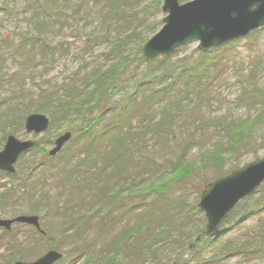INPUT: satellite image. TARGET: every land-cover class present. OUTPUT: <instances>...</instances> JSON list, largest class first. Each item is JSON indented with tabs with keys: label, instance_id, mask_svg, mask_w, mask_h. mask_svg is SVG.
<instances>
[{
	"label": "trees",
	"instance_id": "obj_1",
	"mask_svg": "<svg viewBox=\"0 0 264 264\" xmlns=\"http://www.w3.org/2000/svg\"><path fill=\"white\" fill-rule=\"evenodd\" d=\"M143 2H149L148 10L147 13L143 10L140 16L141 13L136 9L144 5ZM161 4L162 0H21L20 3L12 0L9 4L0 5V26L12 25L14 19L18 20L19 13L28 18L22 27L13 30L12 37L9 34L0 36V97L2 90V96L7 94L6 87L10 93V97L0 101V144L14 131H19L23 119L32 113L47 115L54 121V118L59 119L61 112L69 116L70 111L88 108L87 115L82 117V126L75 131L78 134L76 145L84 143L80 148L82 152L77 150L78 161L74 164L71 161L73 152L77 153L76 145L71 143L62 151L59 156L61 160L55 166L43 164L61 170L59 186L63 188L61 197L64 200H57L53 215L61 220L66 234L63 235L64 239L69 244L79 241L89 243L80 239L83 233L88 232L95 215L101 220L97 229L101 237L111 235V239L97 241L100 245L92 250H89L90 246L79 249L83 264H129L128 259L134 258L132 263L138 260L136 264H143L146 255L148 259L157 258V247L164 245L168 239L172 253H177L175 264L182 262V257L189 254L193 255L191 259L182 264H213L205 260L202 254L207 248L221 246L223 236L209 240L201 233L204 215L197 210V200L193 207L189 201V197L197 198L203 191L200 188L196 190L193 182L194 178L199 177L200 169L197 173L199 167L190 163L189 156L193 152L201 153L207 159L202 168L207 170V165H213L216 168L213 170L217 175L215 179H218L240 168L234 166L227 174H219L225 159L218 153L225 147L236 158L235 165H239L238 155L249 148H246V144L252 145L250 138L253 135H245L241 130L234 133L236 136L229 141L224 136L229 125H243L247 130L254 122L251 115L234 118L232 110L228 109L231 110L227 112L230 116L208 119L204 123L195 114L196 110L204 106L212 107L207 96L219 85L216 78L218 74L212 75V63L205 54H199L196 60L179 59L178 54L161 58L151 63L154 71L152 77L148 78V74L136 81L140 78L138 71L145 64L141 50L150 38H142L141 32L148 31L150 36L158 33L161 20L151 21L149 17L156 20L160 16ZM124 27L127 30L122 38L119 31ZM68 30L72 33V37L69 33L68 38L74 39L77 35L76 39L84 44L101 41V45L96 48L94 44L92 48L86 46L79 55H87L93 60L83 62L82 69H79L82 71H75L69 83L59 85L43 81L30 88L25 73L30 78L37 74L35 70L50 68L56 55L70 57V50L64 42L53 40L54 34ZM130 45H135L132 53L127 50ZM104 47L105 52L98 53ZM229 48L223 47L217 53L226 52ZM78 54L74 58L77 59ZM97 57L102 58L104 65H96ZM13 69H17L12 75L14 80L8 85L4 84L1 78ZM253 72L250 70L249 79L254 75ZM250 80L253 83L255 78ZM237 89L240 98L250 91L251 96L264 101L258 88L248 91L237 85ZM240 98L234 101V109H240L239 104L248 108V104H252L256 109L255 103ZM262 105L259 110L264 109L263 102ZM173 108L182 118L170 123ZM52 126L53 123L50 131ZM11 127L14 129L6 132ZM107 145L112 147L109 151L105 149ZM207 145L213 149L207 148ZM212 150L219 152L210 153ZM211 158L217 162L216 165ZM47 160L51 161L48 157ZM25 177L24 182L30 179L29 173ZM94 177L97 178L96 182L93 181ZM206 185L208 183L205 182ZM69 188L70 191L65 194ZM4 192L0 194V199L2 197L8 202ZM90 192L98 207L90 202L89 208L82 213L77 201L72 200L70 203V196L83 197ZM255 197L246 201L250 205L243 211L238 209L231 215L230 221L233 223H230L228 230L237 229L249 219L263 217L264 185L259 196ZM43 208L46 211V206ZM36 212L33 214L36 215ZM193 214L197 219H193ZM129 219L137 221L134 228L124 223ZM190 222L197 225L193 228L194 224ZM166 223L167 231L164 226ZM146 225L153 230L154 238H150ZM141 227L146 228L145 234L137 231ZM131 229L135 231L126 233ZM179 232L182 235L173 234ZM255 232L254 236L244 238L243 243L237 241L241 243L238 246L226 245L222 260L214 264H223L234 256L244 261L263 259L264 220ZM249 239L257 243L254 250L249 248L250 243H246ZM51 243V248H56L54 242ZM9 245L6 254L0 255L4 264L23 260V256L30 255L32 250H22L18 244ZM125 255H128V259L121 260L120 257ZM68 258L60 264H77V261Z\"/></svg>",
	"mask_w": 264,
	"mask_h": 264
},
{
	"label": "rangeland",
	"instance_id": "obj_2",
	"mask_svg": "<svg viewBox=\"0 0 264 264\" xmlns=\"http://www.w3.org/2000/svg\"><path fill=\"white\" fill-rule=\"evenodd\" d=\"M11 1L12 0H0V5L5 4V3L9 4ZM179 1L181 4H186L194 0H179ZM20 2L21 0H17V3H20ZM147 3L149 2H146L144 5L136 9L137 12L141 13L144 10L147 13V10H148ZM142 14L143 13H141L140 16H142ZM18 15H19L18 20H16L17 18L14 19L12 25L2 24V26H0V36L1 37L2 36L6 37L8 34L10 35V37H12L11 33H13V30L17 29V27L19 28L22 27L27 22L26 20L28 18L25 15H22L21 13H19ZM146 18H148V16H146ZM162 18H164V15L162 13H160V16H157L156 20L153 19L152 17H149L151 21L154 20L157 22L159 19L161 20V23L163 20ZM126 30L127 28L124 27L121 31H119L121 32L120 37L123 38L125 36ZM65 32L63 31L61 32V34L58 33L57 35L54 34L53 40L54 42L58 39L62 40L64 42V45L70 50V55H69L70 57L67 58V57H61V56L56 55L57 58L54 64H52L50 68L48 69L41 68L40 70H35L37 74L33 75L30 78L25 73L26 80H28L27 84L30 88L36 87L35 83H41L43 81L51 82V84H59V85L63 83H69L70 78L73 76V74H75V71H82L79 69H82L84 65L83 62L86 63L88 61L93 60L87 55L79 56L81 55L80 53L83 51V48H85L89 44H84V42L82 43L81 40H77L76 39L77 35L74 36V39L73 38L71 39L72 33L69 30ZM69 33L71 34V37L68 38V36L70 35ZM141 33H142V36H141L142 38L147 37V36L151 37L150 34H148L149 33L148 31H142ZM51 41L52 40H50L49 43ZM137 41H139V39H137ZM93 44H94V47L96 48L97 46L101 45V41L98 40ZM93 44L90 43L89 48H92ZM197 47H198V43H191L189 46H186L185 48L181 49L180 53L178 54L179 59L180 58H191V60L192 59L196 60V58L200 56L199 54L196 53L198 51L196 50ZM127 50L132 53L133 51H135V45H130ZM104 52H105V47L104 49H100L98 51V53H104ZM76 54H78L77 56H79L77 59L74 58ZM205 56L208 58L209 62L212 63L210 67L212 75L218 74L216 78L218 79L219 85L214 87V89H212L210 94L207 96L209 100V104H211L212 107L208 108L204 106V108L196 110L195 114L201 117V119L204 120V123L208 119L215 120L221 117L230 116V114L227 112L231 110H232L231 115L234 118H239V117L246 118L248 117V115H251V117L254 118L253 124L249 125L247 130L244 128L243 125H240V126L229 125V128L225 129L227 131L224 133V136L226 138L228 137L227 141H229L231 137H235L236 135L234 133H238V130L243 131V134L245 135L247 134H251V136L253 135L250 138V141H251L250 144L252 145L249 146V144H246L247 145L246 148L248 147L249 148L248 149L244 148L246 150H244L238 155L240 156V160L238 163L239 165H235L236 158H233L229 150H227L225 147L221 150L220 153H218L219 150L210 151V153H218L219 155L224 157L225 162L221 164L222 169L219 170L221 171V173L218 172L219 174L223 175V174H227L226 172H230L231 170H233V168H235L234 166L243 167L245 165L250 164L251 162L258 161L260 160V158L264 157V116H263L264 109L259 110L261 106H263L262 102L264 103V101L262 100V98L257 100L254 96H251L249 94L250 92L249 90L251 89L257 90L258 88L260 93H262L263 95L261 97L264 98V27L261 30H258L254 35H250L249 38H246L241 41H236V43L232 47L230 46L229 50L226 52H224V50L223 52H220V53H217V51H212L210 54H205ZM80 57H82V59H80ZM97 58H98V61H95L96 65H104L103 64L104 61L102 60V58H99V57ZM199 61L202 62V60L200 59ZM101 67L104 68L105 66H101ZM107 67L108 65H106V68ZM152 68L153 67L151 66L150 63L144 64L137 73L139 74L140 78H138L136 81L143 79L144 76L148 74H149L147 76L148 78L152 77L153 72H154L152 71ZM250 70L255 71L253 72L254 75H251L250 77V79L255 78V81H253V83L249 79ZM16 72H17V69L16 70L13 69L9 71L8 74L4 75L1 78V81H3L4 84L7 83L6 85H8L9 82H12L14 80L12 78L13 77L12 75ZM40 75H42V78H40ZM131 84L132 82L129 83V85ZM13 85L15 87L14 83ZM237 85H240L245 90L247 89L249 91L247 92V94L241 93V95L242 94L244 95L243 98L239 97L240 92L237 89ZM6 91H7V94L5 93L4 96H2L4 92L2 90L0 101L2 99L10 97V93L8 94L9 89L7 87H6ZM238 98H240V100L248 99L251 102L255 103L257 106L256 109H254L252 104H248L249 108L247 106L245 107L244 104L242 105L239 104L240 109H237V110L234 109L235 108L234 101L238 100ZM228 109H231V110H228ZM4 110L5 108L2 109V111ZM87 111H88V108H86V110L75 109L73 110V112L71 111L69 112V116L61 112L58 117L59 119L56 120V118H54V121L53 120L51 121V118L49 117L50 121L53 123L51 131L49 130L48 132H46L44 135H41V136H34V135L32 136V135H28L27 133H25L24 123H23L24 119L22 121L21 129L19 131L13 132V135L20 141L22 140L35 141L38 144V148H40V151L42 153L37 148L36 151L34 150V152H31L30 154H27L26 156H24L22 160L17 164V173H18L17 176L10 177L5 174H0L2 177L0 178V194H3V192L7 190V192H4V193L8 199V206H5L7 204V201H5L4 198L1 197L0 199V219H11V217L12 216L15 217V215L16 216L35 215L33 213H35L36 210H39L36 212L35 216L38 215L39 217L40 216L42 217L41 219H42L43 229L50 232L49 240H51V241L40 240L41 242L38 241V245H36L35 243L36 239L33 233L31 232L33 230L30 227H23V226L16 225V227L14 228V231H16V229L23 231L22 236L18 238L17 240H19L21 244H25V246L29 245L30 248H35L37 250L36 254H33L34 250H30V255L23 256L24 260H21L22 262H25V263L33 262L34 260L38 259V257H40L41 255L43 256L49 253V250L51 249V244H52L51 242L53 241L54 247H56L58 251H61L66 258L69 257L68 259L71 258L74 261H77V264H83L84 260L80 259L82 252H80L79 249H81V247L85 248L86 246H90L89 250H92L93 247L96 248L98 245H100L99 243H97V241H100V239L102 238L104 240L111 239V235H109V237H103V236L101 237L100 235L101 233H99L100 231L97 230L98 227H100L101 220H99L100 218L97 215L93 217L92 215L89 216L93 218L91 225L89 226L88 232L83 233L80 239L81 241H86L89 243H84V242L79 241L78 243L69 244L68 241L64 239L65 237H63V235H66V234L62 227L61 220L59 218H55L56 215H53L54 209H55L54 208L55 203L57 202V200H60L61 202H63L64 200V197H61V194L63 193L62 191L63 188L59 186L61 170L59 167L51 169V168L46 167V165H43L45 163H48L50 165L55 166L56 163L61 160V159L59 160L60 155H58L57 157H55V159L51 161L47 160L48 153L54 148V144H55L54 142L59 136L64 135L66 132L73 133L75 136H73L71 142L73 143V145H76L78 134H75V131H76V128L82 126V121H83L82 117L87 115L85 114ZM172 111L173 113L170 119V123L172 121L175 122L178 118H182V116H180V114L178 113L176 109L173 108ZM16 120L18 122V118ZM203 120H201V122H203ZM198 123L200 124L199 121ZM188 124H190V121L188 122ZM199 126H202V125H199ZM4 128L6 127L4 126ZM230 128L232 129L228 130ZM11 129H14V128L11 127L6 132H10ZM1 134H2V131H0V138L2 136ZM46 139L48 140V142H46ZM83 144H81L82 147H83ZM81 145L77 144L75 150L80 151ZM1 146L3 148L4 141L3 143L0 144V147ZM206 147L211 148V146H208V145ZM107 148L109 151V149H111L112 147L107 145L105 149ZM201 155L202 154L199 152L197 153L193 152L189 156L190 163L195 164L197 165V167H199L197 168V173L200 169L199 177L196 179L195 178L193 179V182H195L196 184V190L197 188H200L201 190H203L205 186V182L211 183L214 180H216L215 178L217 177L216 173H214L213 171V170H216V168H214L213 165L212 166L207 165L206 167L207 170H204L205 168H202V165L203 166L206 165L207 159L204 158L203 155L202 156ZM207 156H209L208 153H207ZM78 159H79L78 151L77 153L73 152V159L71 160L73 164L76 163ZM211 159L213 160L214 158H211ZM213 161L216 165L217 162L215 160ZM90 169H91L90 171H92L93 168L91 167ZM28 173H29L30 179L22 183V181L19 180V177L24 179L25 175ZM90 174L92 175L93 173L90 172ZM197 179H203L205 182H203V180L200 181ZM93 181L96 182L97 178L94 177ZM69 191H70V188L67 192L65 191V194L68 193ZM174 191H176V188ZM259 194H257L256 197H258ZM41 196H43L44 198L42 199ZM74 196L73 197L70 196V199H71L70 203L72 202V200L74 202L77 201L79 203L80 211H82V213H85L84 209L89 208L90 202L93 205L95 204V198L92 197L91 192L87 196L83 195V197H79V196L74 197ZM199 197L200 196H198L197 198L189 197V201L192 203L191 207L195 205V202L198 201L197 204L200 202ZM18 198H20V200H18ZM81 198L83 199L82 202H81ZM241 205H239V207L237 208L235 212H237L238 209L243 211L247 206L250 205V203L245 202ZM43 206H46L47 208L46 211L43 208ZM95 206H97V204H95ZM192 217H194L193 218L194 220L197 219V217H195L194 214L192 215ZM263 220H264V215L263 217H260V218L255 217V218L249 219L248 221L242 223V225L239 226L237 229H231L230 231H228V233L225 236H223L221 239L222 240L221 246L219 245L217 248L215 247L214 249L213 247L207 248L203 252L202 255H204L205 260L210 261L213 264L222 260L221 257L225 251L226 245L238 246L241 243L237 241H240L243 243L244 238H248L251 235L254 236V233H256L255 230L257 229V226L263 223ZM140 221L138 220V222ZM135 222H133V220H130V219L124 221V223H126L129 227H132V228L135 227L134 226ZM195 222H190L194 224L193 228L197 225V223ZM204 222H205V219H204ZM148 223L149 222H146L145 224H148ZM230 223H233V221L226 223L222 228L223 229H226V227L228 228ZM205 225H206V222L203 224L202 227H204ZM164 226H166L165 231H167L168 224L166 223V225ZM145 227H147L148 229L147 231L148 233H150V238H154L153 230L150 229L148 225H146ZM145 227H141L137 231H140V233L145 234L146 232L144 231L146 229ZM134 231L131 229V230H128V232L126 233H130ZM173 234H175V236L182 235L180 232L173 233ZM139 236H141V234ZM2 241L5 242V240H2ZM2 241L0 242V245ZM246 243H250L249 248H251V250L252 249L254 250V248L257 245V243L254 242V240L251 241V239H249V241H247ZM169 244L170 242L168 239L164 245H160L157 247L159 249L156 251L158 252L157 258L148 259L147 258L148 255H146V258L143 260V264H175L174 261L177 259V256H176L177 253L176 254L172 253L173 251H171ZM0 248H1L0 253H2L5 248L2 249V246ZM25 248L24 249L21 248V249L25 250ZM75 250L78 252H75ZM191 256L193 255L189 254V256L188 255L183 256L181 259L182 262H179V264H182L183 262L190 260ZM127 257L128 255H125V257H120V259L123 260L122 258H127ZM68 259H67V262H69ZM134 259H128L130 261L129 264H136L138 260L136 261V263L135 261L134 263H132ZM123 263L124 262H122V264ZM0 264H4L3 260H0ZM5 264H10V263L6 262ZM223 264H264V258L263 259L254 258L248 261H244L240 259L239 257L234 256L233 258H230L228 261L224 262Z\"/></svg>",
	"mask_w": 264,
	"mask_h": 264
},
{
	"label": "water",
	"instance_id": "obj_3",
	"mask_svg": "<svg viewBox=\"0 0 264 264\" xmlns=\"http://www.w3.org/2000/svg\"><path fill=\"white\" fill-rule=\"evenodd\" d=\"M164 26L157 35L147 41L142 53L145 62L169 56L190 42H198V50L223 46L233 40L244 38L264 26V0H196L180 5L179 0H165L162 6ZM27 133L42 134L50 122L43 115H32L25 121ZM71 138L65 134L55 141V149L49 154L54 157ZM35 147L34 143H20L11 136L0 153V171L15 173L18 159ZM264 183V158L250 163L227 177L218 178L205 187L198 209L205 213L206 226L202 233L210 238L220 236L223 225L233 209L245 198L254 195ZM28 224L40 230L39 219L18 217L14 221H0V228L10 230L12 224ZM63 258L61 253L50 251L35 263L56 264ZM23 264V263H17Z\"/></svg>",
	"mask_w": 264,
	"mask_h": 264
},
{
	"label": "bare ground",
	"instance_id": "obj_4",
	"mask_svg": "<svg viewBox=\"0 0 264 264\" xmlns=\"http://www.w3.org/2000/svg\"><path fill=\"white\" fill-rule=\"evenodd\" d=\"M179 3H180V1H179ZM160 30V29H159ZM157 34V33H156Z\"/></svg>",
	"mask_w": 264,
	"mask_h": 264
},
{
	"label": "flooded vegetation",
	"instance_id": "obj_5",
	"mask_svg": "<svg viewBox=\"0 0 264 264\" xmlns=\"http://www.w3.org/2000/svg\"><path fill=\"white\" fill-rule=\"evenodd\" d=\"M13 238L15 237V236H12Z\"/></svg>",
	"mask_w": 264,
	"mask_h": 264
}]
</instances>
